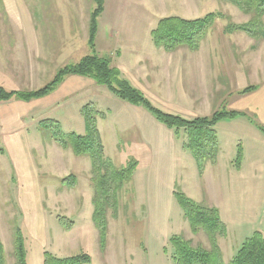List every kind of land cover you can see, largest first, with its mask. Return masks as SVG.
<instances>
[{"label": "rangeland", "instance_id": "1", "mask_svg": "<svg viewBox=\"0 0 264 264\" xmlns=\"http://www.w3.org/2000/svg\"><path fill=\"white\" fill-rule=\"evenodd\" d=\"M104 1L105 11L98 17V30L95 36L96 50L98 49L97 52L100 55L110 57L112 60L118 46L112 43L113 39L107 36L116 35V30H119L124 36L121 41L124 40L123 42L133 43L135 46L144 48L145 57H150L148 56L149 48L154 45L148 27L149 24L155 25L160 17L168 15L184 17L182 13L192 14L194 12H199V16L209 12H218L222 15L215 19L214 24L206 32L195 51L189 47H180L170 53L159 50L158 53L152 54V57L156 58V64L145 59V67L148 70L132 71L140 73L138 74L139 79L134 76L136 78L134 84L145 89L152 83L151 86H148L150 88L147 92L156 86L157 80H162L164 90L176 92L177 88L180 90L182 87L186 95L192 99V102L182 101L180 96L178 98L174 93V100H169L171 96L166 92L163 94V102L158 103L168 107L164 111L177 112L186 118L207 114L209 116L214 110L228 109V105L232 101L229 97L230 94L235 95L233 98L237 99L236 103L239 105L249 103L255 98L256 94H241L239 90L248 85L258 87L263 78L261 61L257 52L258 38L260 39L262 36L252 37L241 30L230 32L223 30L228 22L239 24L250 18L248 13L241 11L230 0ZM93 7V0H0V85L7 90L40 87L53 76L57 67L74 63L81 56L89 53V46L86 44L87 26L88 15ZM244 14L246 21L242 16ZM150 15L156 19L154 23H151ZM262 21L264 23V15ZM107 45L110 47L108 48ZM59 49V52H62L61 56L50 55ZM158 61L159 64H157ZM224 75L230 76L231 84L226 87L228 92L226 97L223 93L220 95V91L224 88L220 77H224ZM100 87L107 90L105 86L101 85ZM114 97L121 101L117 96ZM219 97L223 99L221 100ZM97 99L98 95L83 99L78 114L74 113V104L68 108H51L48 113L35 118L37 126L35 125L34 133L37 132L41 136L44 145L57 143L52 136L54 130L62 133L81 134V126L77 117L84 121V127H86L81 107L89 104L99 111ZM177 104L181 105L178 110L176 109L178 108ZM42 119L49 120L42 121ZM99 120L103 119L101 117L99 119L97 116V127ZM107 123H109L108 119L100 123L107 152L112 155L111 158L116 164L121 165L126 160V154L114 153L112 144L109 145V142L113 143V139L116 138L117 142L124 146L122 148H126L129 143L119 140L118 133L117 136L115 135L114 126L111 128ZM215 128L219 145L217 160L220 156V164L213 166V172L218 169V172L215 173V181L220 185L225 181L223 174L225 172L232 173L228 165L233 166L236 171L242 164H247L244 169H248L249 164L253 165L255 154L259 153L260 157L264 159V134L247 116H237L233 119L223 118L217 122ZM29 129L31 131L29 136L32 137L31 127ZM255 133L260 136L259 139L256 138ZM129 146L135 147L133 144ZM238 146L241 147L242 157L239 166L236 167L234 160ZM34 147H36L35 143ZM254 150L256 151L251 157L245 160V152L249 153ZM130 152L137 154L141 161L144 160L141 151L131 150ZM79 157L86 166L90 165L89 175L85 174L86 177L80 172L67 175V172L72 170L70 163L66 162V165L64 161L58 162L55 159L54 166L52 164L47 166L41 163L42 159L35 158L37 164H42L39 166L41 170L39 178L42 188H46V197L43 200L46 205H53L51 209H48V212L45 207L46 223L44 221L42 223L41 214L34 213L37 209L24 212L22 217L20 208L13 202L10 194L11 174L15 173V169L10 165L7 167L6 158L0 157V210L2 208L3 211V214H0V240L8 255V262L12 260L9 253L12 251L14 228L16 226L20 228L22 223L27 225L29 230L40 221L45 228H36L30 231L32 235L28 236L34 240L32 243L25 241L26 249L30 251L32 257L38 253L39 261L36 257L31 264H43L41 255L44 250L58 257L74 255L83 251L90 255L91 264H174L171 261L168 240L165 244L168 251L164 252L163 247L160 250L158 246H155L147 233V220L150 214L148 209L146 213L144 206L139 204L141 199L145 200L148 192L147 179L142 169L137 173L138 170L135 168L132 181L127 183L119 193L117 215L112 216L111 209L108 210L109 238L107 237L103 252L97 247L99 238L98 241L95 240L94 244V237L86 228L92 218L90 208H84L77 217L57 211L60 207L55 205V201L59 199H56L57 195L51 189L52 181H55V187L61 183L65 187L76 188L78 182L81 185L82 179L86 178L88 187L92 189L90 193L93 195L90 182L91 163L89 164L90 161L86 162L88 161L87 156ZM185 158L183 167L188 170V165L194 164V161L188 151L185 153ZM57 169L65 171L64 175H59ZM64 178L68 183H71L73 179L75 182L70 186L62 181ZM143 180H145V184H143ZM133 181H135V189L137 187L139 195H141V198L137 196L139 202L135 199ZM81 187L85 189L83 186ZM50 193L54 195L53 202ZM247 204L253 209V213L242 212L241 207L245 209ZM226 208L232 209L233 215L230 216L234 223L237 219L242 218L246 221L248 216L252 219L257 216L255 212H258L260 219L256 220L255 225L252 226L260 228L255 230L264 232V164L261 169L259 166L255 169L251 168L245 171V177L234 180L225 203V211ZM91 210L93 212V206ZM174 215L175 212L173 213L172 209L168 217L170 232L177 231L178 228L173 221ZM60 216L73 220L70 229L67 230L63 227L59 219ZM253 231L254 229L250 230L249 235ZM173 234H170L169 237ZM190 237L193 245L209 247V238L204 231L192 233ZM232 238V243L237 242V249L241 243L236 241L235 237Z\"/></svg>", "mask_w": 264, "mask_h": 264}, {"label": "crops", "instance_id": "2", "mask_svg": "<svg viewBox=\"0 0 264 264\" xmlns=\"http://www.w3.org/2000/svg\"><path fill=\"white\" fill-rule=\"evenodd\" d=\"M104 11L105 1L104 8L100 16L104 13ZM198 14L199 12H194L192 14L182 13V16L194 18L198 17ZM242 16L245 20V14ZM149 19L151 23H154L156 20L154 17H151V15ZM153 26L154 25L149 24L148 28L151 30V27ZM107 37L113 39L112 43H115L118 46L114 52L115 57L112 60V64L120 70L122 76L129 80L132 85L141 90L155 106L163 110L168 108L163 104H158L163 102V94L166 92L171 96L169 100H174L173 94L175 93L177 94L178 98L180 96L182 101L187 100L192 102L191 97L186 95L185 90L182 87L180 90L177 88L176 92H168L167 90H164V86H162V80H157L156 86L150 89L151 93L147 91H149L150 88H148V86H151L152 83L146 86L145 89L134 84L136 79L135 77L139 79L138 74L140 73L138 71H135V73L132 71L137 69H147L145 67V59H148L156 64V58L152 57V54L158 53L159 50H163L165 52L162 47H157L153 44L154 47L149 48L150 54L148 56L150 57H145V51H143L144 48L135 46L133 43L131 44L129 42H123L124 40L121 41L124 36L119 30H116V35L110 34ZM87 39L88 35L86 38V44ZM258 42L259 44L257 46V52L261 61L263 78L255 90L244 93H254L256 94L255 98L249 103H242L239 105V103H236L237 99L233 98L235 95L230 94L229 97L232 99V101L228 105V109L245 113V115L238 116H247L251 122H255L264 126V37L260 39L258 38ZM95 44L97 45L96 42ZM109 47L110 46H108V48ZM59 51L60 49L55 53H51L50 55H56L55 57L61 56L62 52ZM157 64H159V61ZM154 76H157V74H154ZM229 77V75L220 77L221 83L224 86V88L220 91V95L223 93L225 97L228 94L226 87L231 86ZM215 78H217V76ZM175 85L177 86L176 81ZM100 86L101 85L96 84L88 77L80 75H67L52 92L41 98L32 99L30 101H23L14 98L7 101L0 100V157L6 158L5 160L7 161V167L10 165L15 169V173L13 172L11 174L12 188H10V194L13 202L18 208H20L22 217L24 212L27 213L30 210L37 209L34 211V213H37L38 215L41 214L43 217L41 220L42 223L43 221L46 223L45 207L47 208L48 212V209H51L53 206L46 205L45 200H43V198L46 197V188H42L40 183L39 172H41V170L39 169V166L42 165L41 163L47 166L50 164L54 166L55 159L58 162L64 161L65 164L66 162L68 164L70 163L72 170L67 172V175L80 172L84 175V177H86L85 174L89 175L88 173L90 170V165L86 166L83 163V160L80 159L79 156L81 155H75L71 149L64 148L57 143H46V145H44L41 136L37 132L34 133L35 125L37 126L35 123V118L37 116L40 117L41 114L48 113V111L53 107L68 108L73 104L75 105L74 113L78 114V109L82 105L83 99H87L89 96L98 95L96 102L99 104V111L103 114L101 117L103 120L98 121V130L104 145L105 154L110 158L112 157V155L108 154L107 152V146L101 128L102 125L100 123L108 119L109 123L107 124H109L111 128L114 126V129L116 130L115 135L117 136L118 133L119 140L121 139L124 142L127 141L129 143L127 144L126 148H122L124 146H121L115 138L113 139V143L109 142V145L112 144V151L117 154L118 152L126 154V160L124 163H126L129 158L136 159V170H138L137 173L140 169H142L144 176L147 179L148 192L145 200L141 199L139 204L140 206H144L146 213L148 209V213L150 214L149 219L147 220V233L150 239L153 240L155 246H158L161 250L162 247L165 246L169 235L173 233L181 234L185 236V238L191 239L190 236H192V232L190 230L189 224L183 217L182 210L177 204L173 195L174 189L181 186L182 188H180L189 198L198 202L208 203L209 205L218 209L220 218L226 225V235L224 237L218 238L217 243L221 250L223 260L227 262L234 254L237 247V242L235 244L234 242L232 243V237H235L236 241L241 243L242 240L249 235L250 230L260 229L255 228L256 226H252L255 225L254 223L256 220L260 219L258 212L255 211L254 212L257 213V216L252 219H250L248 216L246 221H244L243 218L237 219L235 223L232 221L230 216L233 215L232 209L230 210V208H226V211L224 210L229 191L236 178L241 179L245 177V171H248L251 168L255 169L257 166H259L261 169L264 164V159L260 157L259 153L255 154L254 162H252L254 164H249L248 169H244L247 165L246 163L238 167L236 171H234L235 168L233 166L228 165L232 173L225 172V174H223L225 181L222 183V185L215 181V173L218 172V169L216 172H213V166L220 164V156H218L217 163L214 165H206L201 174L198 173L193 158L194 164L190 163L188 165L189 169L185 170L183 166L186 161L185 153H187V151L182 148L180 140L175 137L171 129L157 121L155 117L143 107L130 104L124 100L120 101L114 97L115 95L112 92L109 93L110 91L108 89L106 90L104 87ZM219 99L222 100L223 98L219 97ZM177 106L178 108L176 109L178 110L181 105L177 104ZM172 113L178 114L177 112ZM77 118L80 122V132L82 134L85 132L86 127H84V121H82V119L79 117ZM30 127L33 132L32 137L29 136L31 132L29 129ZM255 136L257 139L260 138V136L256 133ZM34 143L36 147H34ZM131 144H133L135 147H130L129 145ZM131 150L141 151V155H143L144 160L141 161L137 154L130 152ZM255 151L256 150L249 153L245 152V160L249 159ZM84 157L86 156H83V158ZM35 158L42 159V162L37 164ZM86 158L88 160L86 162H89L90 159L88 157ZM113 162L115 163V161ZM83 165L84 167H82ZM64 172L65 171H60L57 169V173L61 176L64 175ZM143 184H145V180H143ZM55 185V181H52L51 189L54 194L57 195L56 199H59L58 201H55V205L60 207V209L57 211L67 213L68 216L75 215V217H77L84 208H90V213L92 214L91 209L93 205L91 202L92 195L90 193L92 189L88 187V180H86V178L82 179L81 185L78 182V186L76 188L65 187L61 183L57 185V187H55ZM81 186H83L85 189H83ZM133 186L135 199L138 201L137 196H140L141 198V195H139L138 188L136 187L135 189V181H133ZM50 195L53 202L54 195L53 193H50ZM172 209L173 213L175 212L173 221L178 227L177 231L174 232H170L169 230L170 219L168 217L170 216ZM241 210L242 212H248V214L253 213V209H251L248 204L247 208L244 209L241 207ZM0 214H3L2 208L0 210ZM224 215L226 216L224 217ZM42 223L39 221L29 230L27 229V225H23L22 223L20 224V230L24 237V242L27 240L28 243H32L34 239L30 237L32 235L30 231L36 228L44 229L45 226ZM86 228L89 229L88 231L91 233L92 237H94L95 244V240L98 241V231L94 226L92 218L91 221H89V226ZM29 234L30 236H28ZM95 234L97 235L95 236ZM107 237L109 238V226ZM98 243L99 242H97V247L99 248ZM25 245H27L26 242ZM156 251L158 252V248ZM36 257H38V253L32 257L30 251L26 249V264H31Z\"/></svg>", "mask_w": 264, "mask_h": 264}, {"label": "trees", "instance_id": "3", "mask_svg": "<svg viewBox=\"0 0 264 264\" xmlns=\"http://www.w3.org/2000/svg\"><path fill=\"white\" fill-rule=\"evenodd\" d=\"M244 13H248V21L234 24L228 22L223 30L230 32L241 30L252 37L264 36V0H230ZM94 7L90 11L88 21L87 44L90 52L81 56L76 62L64 64L56 69L53 76L42 86L34 89L7 90L0 85V100L19 99L30 101L41 98L52 92L67 75H80L92 79L96 84L105 86L119 99L130 104L141 106L150 112L157 121L171 129L181 142L182 148L188 151L195 161L199 174L206 165H214L219 152L216 124L223 118H234L245 115L240 111L220 109L214 110L209 116H194L186 118L176 113L164 111L155 106L144 93L132 85L122 76L120 70L112 64L110 57L100 55L96 50L95 36L98 28V17L103 11L104 1L93 0ZM222 17L218 12H209L203 16L184 18L178 15L160 17L150 30L153 44L162 47L166 52H172L180 47H189L196 50L206 32L212 27L216 18ZM255 85H248L239 90L244 94L255 90ZM86 128L82 134L74 132L62 133L58 130L52 132L53 139L62 147L69 148L75 155L87 156L91 163L90 182L93 188L92 195V221L98 231L99 248L106 247L108 234V210L112 216L117 215L118 197L127 183L133 178L137 165L134 158L126 163L116 165L104 152V145L97 127V116L102 112L86 104L81 107ZM49 119H42L48 121ZM255 126L264 134V126L255 123ZM242 153L238 146L236 167L239 166ZM72 176V175H69ZM68 177V176H67ZM66 178V177H65ZM73 185L75 179L68 183ZM174 198L182 210V215L189 224L192 233L204 231L209 238V247L195 246L191 239L181 234H173L168 238L171 261L174 264H264V232L254 230L241 242L234 254L225 262L218 246V238L226 235V225L219 215L216 207L205 202H198L189 198L179 188L173 191ZM65 229H70L73 220L65 216L59 217ZM12 258L8 262V255L0 240V264H26V245L24 237L18 226L13 230ZM167 252V247H163ZM43 264H91L90 255L79 252L74 255L58 257L48 251L42 253Z\"/></svg>", "mask_w": 264, "mask_h": 264}]
</instances>
